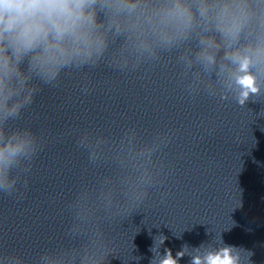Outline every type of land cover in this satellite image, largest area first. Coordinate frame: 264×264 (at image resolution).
Segmentation results:
<instances>
[{"label": "clouds", "instance_id": "9594fccd", "mask_svg": "<svg viewBox=\"0 0 264 264\" xmlns=\"http://www.w3.org/2000/svg\"><path fill=\"white\" fill-rule=\"evenodd\" d=\"M117 39L120 52L111 63L120 69L177 51L182 75L191 74L190 93L201 85L209 95L220 89L221 99L231 93L241 107L261 94L264 0H0V192H15L19 177L13 173L27 172L40 147L31 129L9 126L32 104L38 90L32 81L54 86L65 70L95 67ZM160 142L139 155L150 160ZM89 158L96 161V151ZM165 240L155 237L150 264H180L185 256L188 264H242V254L249 261L252 255L222 237L215 245L189 251L184 244L175 256L170 248L161 254ZM74 259L46 252L40 264ZM80 264L94 262L85 254Z\"/></svg>", "mask_w": 264, "mask_h": 264}]
</instances>
